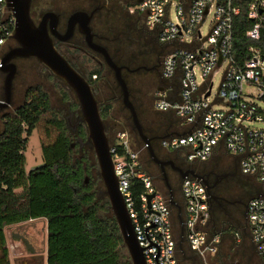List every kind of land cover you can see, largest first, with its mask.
<instances>
[{
    "label": "built area",
    "instance_id": "obj_1",
    "mask_svg": "<svg viewBox=\"0 0 264 264\" xmlns=\"http://www.w3.org/2000/svg\"><path fill=\"white\" fill-rule=\"evenodd\" d=\"M133 2L132 11L143 17L164 48L163 79L154 92L153 106L180 119V133L165 135L162 145L174 151L186 150L191 163L209 160L219 151L229 152L237 157L244 174L256 178L259 190L249 201L244 228L264 264V128L247 125L264 123V108L259 104H264V52L254 43L243 50L237 48L235 37L236 18L241 14L251 22L247 38L255 41L261 37L264 0ZM173 7L175 19L171 17ZM208 18L210 29L204 35L202 27ZM14 27L8 0H0V53L12 38ZM1 57L0 54V68ZM222 71L217 94L211 99L215 77ZM217 104L226 108L216 109ZM111 153L119 190L146 264H183V260L223 264L211 259L218 257L227 233L215 223L214 199L202 179L189 173L182 179L179 194L173 187L172 192L166 185L162 188L146 170L141 149L129 129L116 132ZM176 220L182 229L180 240ZM236 237L239 242V233Z\"/></svg>",
    "mask_w": 264,
    "mask_h": 264
},
{
    "label": "trees",
    "instance_id": "obj_2",
    "mask_svg": "<svg viewBox=\"0 0 264 264\" xmlns=\"http://www.w3.org/2000/svg\"><path fill=\"white\" fill-rule=\"evenodd\" d=\"M137 19L144 27L143 17L137 14ZM250 27L251 22L245 14L236 18L237 48L243 50L248 44L254 43L264 52V28L261 37L251 41L246 35ZM100 73V68L89 72L87 79L91 85L94 83L93 76L98 77ZM108 90L109 96L100 110L104 120L107 117L113 120L111 101L118 100L115 97H119V94L113 82H109ZM51 111L48 92L36 85L27 90L22 105L4 116V128L0 132V264H11L5 228L39 218H45L48 222L47 264H131L119 226L111 213L96 156L93 147L87 142L83 124L77 133L82 140L78 142L81 151L78 154L67 132L65 120L53 114L48 119L50 127L47 137L50 142L42 144L44 162L26 172L25 135H32L42 117ZM53 129L55 136L52 135ZM121 129H129L135 143L144 145L136 138L132 128L123 125ZM148 171L155 181L161 180L160 186L164 188L161 176ZM17 189L23 191L18 194ZM218 228L226 231L225 244L227 241L226 247L229 248L223 256L220 251L218 261L223 264L235 261L232 259L235 258L233 253L238 248L242 249L243 254L255 255L248 231H242L240 226L221 224H218ZM236 233L241 237L240 243ZM176 235L180 240L181 229L177 220ZM14 237L22 238L16 232ZM24 241L33 250L29 240L24 238ZM183 248L187 251L184 244ZM224 256L229 259L226 260ZM183 264H189V261L183 260Z\"/></svg>",
    "mask_w": 264,
    "mask_h": 264
},
{
    "label": "flooded vegetation",
    "instance_id": "obj_3",
    "mask_svg": "<svg viewBox=\"0 0 264 264\" xmlns=\"http://www.w3.org/2000/svg\"><path fill=\"white\" fill-rule=\"evenodd\" d=\"M53 1L55 6L52 7L49 5L50 0H31L30 12L35 22L39 24L46 13H51L46 19V27L55 47L85 78H88L91 71H89L90 64L99 66L101 73L102 69H109L115 77V72L106 62L104 55L96 50L97 47L105 48L114 62L122 67V75L129 86L131 100L140 116L141 98L138 94L142 93L143 86L155 92L159 82L163 79L164 48L157 35L152 33L145 24L143 27L139 23L138 13L132 11L133 0ZM77 13L81 14L75 16ZM84 25L89 27L91 36H87ZM71 26V37L63 39L62 37L68 30H71ZM128 44H131L133 49L123 54L121 51ZM18 46H20V42L12 37L5 43L2 51L6 53ZM101 73L98 74V77ZM98 77L96 75L94 78L92 88L94 95L100 96L105 92V87L109 85L110 81L102 73L101 88L99 79L97 80ZM140 77H144V79ZM116 87L119 96H122L117 82ZM101 105L102 103H99V106ZM153 115V120L143 124L144 131L152 138V146L158 158L166 161L165 171L170 184L176 183L180 190L183 178L179 169L192 168V171L201 176L208 192L214 199V220L217 226L218 224L233 227L245 225L249 201L258 194L259 184L251 176L242 172L237 157L229 152L215 153L209 160H197L191 163L185 155L176 153L177 150L164 147L162 142L158 141L160 138L158 134L162 130L171 131L170 133L180 132V119L172 112L156 109H154ZM134 133L136 138L142 141L136 130ZM78 140H81L80 137ZM143 149L145 150V162L143 163L146 170L156 172L162 178L163 169L151 158L145 143ZM252 248L255 251L253 246ZM30 251L28 256L22 259V264H47L43 255L33 250ZM258 261L261 264L259 258ZM13 262L19 264L18 259H14Z\"/></svg>",
    "mask_w": 264,
    "mask_h": 264
},
{
    "label": "water",
    "instance_id": "obj_4",
    "mask_svg": "<svg viewBox=\"0 0 264 264\" xmlns=\"http://www.w3.org/2000/svg\"><path fill=\"white\" fill-rule=\"evenodd\" d=\"M8 6L15 17V27L12 37L20 42V46L4 53L1 57L2 66L0 70L5 73V81L3 86L4 97L0 99V108H8L11 106L14 80L18 70L15 62L17 58H36L55 76L66 82L78 99L81 120L87 130V142L93 147L110 208L119 226L123 245L130 257L131 264H146L143 249L137 240L132 219L129 215L124 197L119 190V182L115 173L111 153V141L107 134L105 122L101 115L100 106L94 95L92 85L55 47L46 27V19L51 13H46L38 24L31 16V0H8ZM80 14L77 13L75 16ZM54 16L57 17V15ZM84 28L86 29L87 36H91L89 27L84 25ZM71 35L72 26L71 30H68L62 38L69 39ZM96 50L104 55L106 62L113 68L116 82L122 93L123 104L130 111L132 128L136 130L139 137L145 143L150 151L151 158L161 165L163 169L162 179L168 190L172 192V185L165 171L166 161L158 158L152 146V138L144 131L139 113L131 100L129 86L122 75V67L114 62L112 56L105 48L97 47ZM80 141L82 142V140ZM179 172L182 178L191 173L201 179V176L194 171L179 169ZM86 181H88V177H86ZM171 204L177 206L174 200H171ZM178 218L181 220L180 208L178 209ZM179 243L181 244V242Z\"/></svg>",
    "mask_w": 264,
    "mask_h": 264
},
{
    "label": "rangeland",
    "instance_id": "obj_5",
    "mask_svg": "<svg viewBox=\"0 0 264 264\" xmlns=\"http://www.w3.org/2000/svg\"><path fill=\"white\" fill-rule=\"evenodd\" d=\"M47 3V1H46ZM48 4V3H47ZM50 6H55V2L50 0ZM48 6V5H47ZM132 6H135V3H132ZM176 12L175 8H172L171 17L175 19ZM211 18V16H210ZM142 23L145 24L144 19H142ZM210 29V22L209 18L202 27V31L204 35H208ZM133 49L131 44L126 45L125 49L122 50L123 54H126L127 51ZM5 52V51H4ZM2 51L0 54L1 56L4 54ZM121 54L119 53V56ZM16 64L18 67L17 75L14 80V88H13V95H12V103L11 106L8 108H0V132L4 128V116L6 114H11L14 110L22 105L26 100V92L27 90L36 85L42 86V88L48 92L50 99H51V106L52 111L42 117L40 122L38 123L36 129L33 131L32 135H25L27 137V144L26 149L24 151L25 154V170L29 172L33 168L41 166L44 162L43 160V152H42V144L43 142H50V138L47 137V129L50 127L48 123V119L52 117L53 114H56L61 119L65 120L66 128L68 134L72 138V142L74 143V149L76 153L81 154L80 147L78 145V136L76 135L80 129V126L83 124L81 120V111L78 99L75 93L70 89V87L66 84L64 80L55 76L45 65H43L38 59L36 58H17ZM89 71L95 68H100L94 64H90ZM226 68V65L223 66V70ZM103 76L109 78L110 82L116 84L114 73L109 71V69H105L103 71ZM223 76V71L220 72L214 81V93L211 99L217 94L218 88L220 86L221 80ZM144 79V77H140ZM94 79V76H93ZM99 79V80H98ZM99 85L102 88V73L97 78ZM4 81H5V73L0 70V99L4 97ZM144 81V80H142ZM249 90L255 91L252 88ZM141 98L140 101V118L142 124H146L147 122L154 119V106H153V96L154 90H148L146 86H143L142 93L138 94ZM109 96L108 86L105 87V92L101 93L100 96L95 94L96 99L99 103H105L106 97ZM111 96V95H110ZM111 103L113 104V116L114 119H110L107 117L104 122L107 130V134L110 138V141L113 140L115 137V133L125 125V127L132 128V121L130 117V111L127 109L123 104L122 96H119L118 100H112ZM259 104L263 105V102L259 101ZM216 109L226 108L223 104L215 105ZM250 127L255 128H264V123L262 122H253L247 124ZM86 129V126H85ZM133 129V128H132ZM181 131V128H180ZM171 131L162 130L158 136L159 143H161V138L167 134H170ZM87 133V130H86ZM53 136L56 135L55 130L53 129ZM138 144L137 142L135 145ZM137 147L141 149V158L143 162H145V150L143 149V145L138 144ZM186 150L180 149L177 150L176 153H181L185 155ZM219 154H223L224 151H219ZM97 160V159H96ZM99 167V166H98ZM255 182L258 184L256 178L252 177ZM158 179H161L158 177ZM157 184L160 185L161 180H156ZM172 187L177 191L179 194V189L177 188L176 183H172ZM23 190L17 189L16 192L19 194ZM111 213L113 214L112 210ZM244 224L240 226L241 230H245ZM18 233L22 236V238H15L14 233ZM5 234L7 239V246L9 249V257L11 260V264H14L13 260L18 259L19 264H22L23 258L27 257L28 254L31 252L29 245L25 243L24 238L29 240L32 244L33 251L38 252L45 260H47V240H48V222L45 218H39L30 220L18 225H10L5 228ZM241 240L239 241V243ZM227 246V241L224 247L221 249V256L222 254L228 253L229 248ZM233 255L235 258L233 260L237 262H241V264H259L258 256L252 253L243 254L242 249L238 248ZM220 257V256H219ZM225 257V256H224ZM225 259H229V257H225ZM212 261L217 260V258H212ZM191 264V262H189Z\"/></svg>",
    "mask_w": 264,
    "mask_h": 264
},
{
    "label": "crops",
    "instance_id": "obj_6",
    "mask_svg": "<svg viewBox=\"0 0 264 264\" xmlns=\"http://www.w3.org/2000/svg\"><path fill=\"white\" fill-rule=\"evenodd\" d=\"M178 133H180V132H178Z\"/></svg>",
    "mask_w": 264,
    "mask_h": 264
}]
</instances>
